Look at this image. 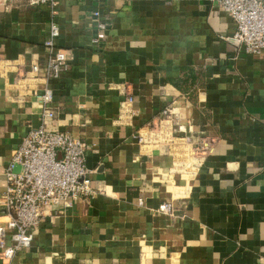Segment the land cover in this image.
<instances>
[{"label":"crops","instance_id":"1","mask_svg":"<svg viewBox=\"0 0 264 264\" xmlns=\"http://www.w3.org/2000/svg\"><path fill=\"white\" fill-rule=\"evenodd\" d=\"M96 10L110 20L103 37ZM51 20L68 70L50 83L47 126L87 146L96 194L48 211L9 264H264V59L230 40L214 0H67L55 14L0 0V226L5 169L41 124L30 72L44 69ZM164 108L190 141L213 143L189 178L166 145L137 142Z\"/></svg>","mask_w":264,"mask_h":264},{"label":"built area","instance_id":"2","mask_svg":"<svg viewBox=\"0 0 264 264\" xmlns=\"http://www.w3.org/2000/svg\"><path fill=\"white\" fill-rule=\"evenodd\" d=\"M29 6H47L55 14L62 2L67 0H26ZM127 2L133 0H126ZM218 7L232 20L234 33L230 38L247 55L264 59V0H214ZM98 35L103 37L110 20L100 10L91 13ZM59 27L50 21L43 46L47 58L41 75L33 68L30 77L42 85L37 97L41 109V124L31 129L13 151L5 169L7 187L1 198L5 223L0 226V253L10 263L15 255L30 247L36 229L48 211L67 208L72 203L92 199L93 171L86 165L87 146L66 132L54 131L47 124L54 119L51 108L53 95L50 83L68 70L66 52L56 45ZM27 77V78H30ZM25 76L18 84L23 83ZM26 80V79H25ZM126 103H133L128 96ZM171 108H164L145 128L136 134L140 145L164 144L171 157L174 170L182 178L194 175L213 149L209 138L196 142L187 138V125L176 122ZM138 206H143L140 200ZM171 203L158 207L161 214H170Z\"/></svg>","mask_w":264,"mask_h":264}]
</instances>
